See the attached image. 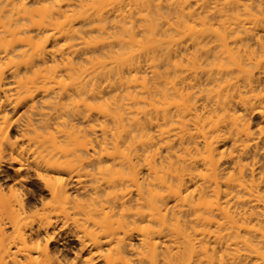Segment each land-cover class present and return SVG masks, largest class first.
I'll use <instances>...</instances> for the list:
<instances>
[{
	"label": "bare ground",
	"instance_id": "obj_1",
	"mask_svg": "<svg viewBox=\"0 0 264 264\" xmlns=\"http://www.w3.org/2000/svg\"><path fill=\"white\" fill-rule=\"evenodd\" d=\"M0 264H264V0H0Z\"/></svg>",
	"mask_w": 264,
	"mask_h": 264
},
{
	"label": "rangeland",
	"instance_id": "obj_2",
	"mask_svg": "<svg viewBox=\"0 0 264 264\" xmlns=\"http://www.w3.org/2000/svg\"><path fill=\"white\" fill-rule=\"evenodd\" d=\"M6 167L10 169V171H11V173H12V175H13L14 172H15V171H14V167H10V166H7V165H6ZM65 242H66L70 247H72L73 245L76 244L75 241H73L72 238H67V239H65Z\"/></svg>",
	"mask_w": 264,
	"mask_h": 264
}]
</instances>
